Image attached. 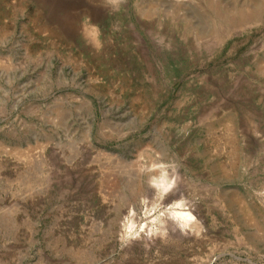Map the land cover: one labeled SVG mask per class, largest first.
Segmentation results:
<instances>
[{
	"label": "rangeland",
	"instance_id": "374dc122",
	"mask_svg": "<svg viewBox=\"0 0 264 264\" xmlns=\"http://www.w3.org/2000/svg\"><path fill=\"white\" fill-rule=\"evenodd\" d=\"M0 264H264V0H0Z\"/></svg>",
	"mask_w": 264,
	"mask_h": 264
},
{
	"label": "bare ground",
	"instance_id": "6f19581e",
	"mask_svg": "<svg viewBox=\"0 0 264 264\" xmlns=\"http://www.w3.org/2000/svg\"><path fill=\"white\" fill-rule=\"evenodd\" d=\"M154 182H155L156 187H158L162 192H165L168 189V181L163 179V180H160V182L156 181V180ZM183 207H184V205L182 203L174 204L173 209H172V211H171V213L169 215L174 220L182 221L185 224H188L189 222H191L194 219V217H193V215L191 213L186 212V210L183 209ZM137 210H136V208H132V211H131V214H130L131 216H130V218L128 220L129 221L128 223H129V229L130 230L135 227L134 226L135 225V219L137 217H139Z\"/></svg>",
	"mask_w": 264,
	"mask_h": 264
}]
</instances>
